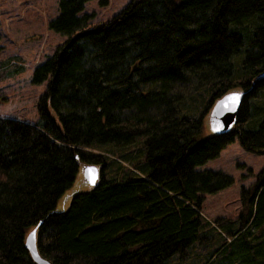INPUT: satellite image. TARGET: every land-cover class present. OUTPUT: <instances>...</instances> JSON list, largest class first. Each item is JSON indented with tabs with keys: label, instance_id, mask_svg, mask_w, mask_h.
Instances as JSON below:
<instances>
[{
	"label": "trees",
	"instance_id": "trees-1",
	"mask_svg": "<svg viewBox=\"0 0 264 264\" xmlns=\"http://www.w3.org/2000/svg\"><path fill=\"white\" fill-rule=\"evenodd\" d=\"M88 1L59 0L48 22L67 38L33 71L47 80L38 122L0 117V264H37L25 246L34 229L52 264H264V167L236 227L209 229L204 195L233 178L196 170L235 138L264 154V0H132L95 25L80 14ZM229 93L233 126L204 136ZM130 146L135 157L118 155L127 167L106 155ZM85 164L99 182L59 210Z\"/></svg>",
	"mask_w": 264,
	"mask_h": 264
},
{
	"label": "rangeland",
	"instance_id": "rangeland-1",
	"mask_svg": "<svg viewBox=\"0 0 264 264\" xmlns=\"http://www.w3.org/2000/svg\"><path fill=\"white\" fill-rule=\"evenodd\" d=\"M100 1H88L80 13L93 14L91 25L107 22L132 0H107V5L103 6ZM58 2L59 0H0V117L32 124L38 122L37 104L46 89L47 80L39 84L33 83V71L67 38L48 28L49 20L58 14ZM210 134L211 131L205 126L203 135ZM136 152L137 147L130 146L116 154L106 155L127 167L129 164L119 159L118 155L126 153L135 157ZM82 167L78 173L79 179H76L78 182L75 181V185L66 190L58 201L59 210L68 207L74 193L89 186L86 182L87 185L83 184L85 180ZM263 167L264 154L245 150L237 138L221 150L218 156L196 167L198 171H222L233 178V184L228 188L204 195L200 213L208 223V229L217 225V222L225 221H233L232 226L236 227L243 205L242 191L255 181V175ZM207 240L209 242L206 248L195 244L189 249V262L206 255L209 248L215 245L213 239ZM242 241L241 237L238 242ZM173 261L175 263L177 258L174 257Z\"/></svg>",
	"mask_w": 264,
	"mask_h": 264
},
{
	"label": "water",
	"instance_id": "water-1",
	"mask_svg": "<svg viewBox=\"0 0 264 264\" xmlns=\"http://www.w3.org/2000/svg\"><path fill=\"white\" fill-rule=\"evenodd\" d=\"M233 97H236L234 93L226 94L212 106L211 117L207 120V127L211 133L225 132L233 126L239 111V101L231 99ZM82 174L90 187L95 186L101 177L100 168L91 164L83 165ZM25 246L37 264H52L49 260L41 257L37 251L35 229L26 236Z\"/></svg>",
	"mask_w": 264,
	"mask_h": 264
},
{
	"label": "snow or ice",
	"instance_id": "snow-or-ice-1",
	"mask_svg": "<svg viewBox=\"0 0 264 264\" xmlns=\"http://www.w3.org/2000/svg\"><path fill=\"white\" fill-rule=\"evenodd\" d=\"M231 99L236 100V99H238V97H233V98H231Z\"/></svg>",
	"mask_w": 264,
	"mask_h": 264
}]
</instances>
